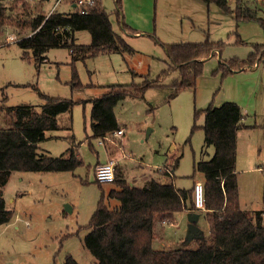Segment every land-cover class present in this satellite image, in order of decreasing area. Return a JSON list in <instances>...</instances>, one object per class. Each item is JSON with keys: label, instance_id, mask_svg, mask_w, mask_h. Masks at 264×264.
<instances>
[{"label": "rangeland", "instance_id": "374dc122", "mask_svg": "<svg viewBox=\"0 0 264 264\" xmlns=\"http://www.w3.org/2000/svg\"><path fill=\"white\" fill-rule=\"evenodd\" d=\"M28 1L34 15L73 10L68 0ZM100 1L113 31L123 37L131 53L99 54L72 65L68 48H53L45 53L43 62H35L30 54L22 57L13 28L7 27L0 37V100L5 96L6 106L30 105L37 111L43 103L39 92L77 101L71 113L56 117L58 129L47 132L38 147L47 155L65 157L68 149L75 147L82 160L72 172L11 173L2 189L12 218L0 225V264H63L67 254L79 264H95L84 246L89 231L86 226L101 190L106 194L114 185L97 184L94 167L112 160L115 174L120 170L123 178L136 185L142 186L145 179L151 178L173 183L179 189L191 188L194 181L202 180V175L194 171V163L207 161L214 153L212 146L205 147L201 128L202 111L209 104L217 107L234 102L241 108L245 127L236 139L239 205L249 211L263 206L264 170L260 167L264 160V61L224 76L214 71L230 59H246L256 45L264 50V0L247 3L263 22H236L215 4L200 0H122V15L117 19L114 0ZM233 4L229 0V5ZM122 22L137 33L125 31ZM75 39L78 44L90 43L87 31H77ZM206 40L224 46L220 53L204 59L195 88H184L173 95L170 84L177 72L157 79L168 62L163 45ZM73 69L84 87L80 90L71 89ZM144 79L158 82L157 86L147 88L143 98L126 97L114 107L124 135L113 133L102 144L91 138V100L108 86L141 84ZM165 170L172 176H162ZM189 214L195 216L194 224L206 237L209 228L204 213L194 210L165 231L156 223L153 246L195 248V239H185L186 226L192 223ZM159 235L172 237L162 240Z\"/></svg>", "mask_w": 264, "mask_h": 264}, {"label": "trees", "instance_id": "16d2710c", "mask_svg": "<svg viewBox=\"0 0 264 264\" xmlns=\"http://www.w3.org/2000/svg\"><path fill=\"white\" fill-rule=\"evenodd\" d=\"M68 1L75 5L76 0ZM200 1L215 4L236 22H263L247 6L248 0H233V7L228 0ZM114 3L117 19H120L121 0H114ZM30 4L28 0H0V37L7 27L13 28L17 37L15 43L23 51V58L30 54L35 62H43L48 50L68 48L73 65L99 54L132 52L123 37L113 31L100 0H93V5L88 6L84 14L74 6L69 13L50 11L34 15ZM122 25L125 31L135 33L124 23ZM23 31L28 32L20 36ZM77 31H87L90 43L78 44L75 39ZM223 46L222 42L208 40L164 44L168 62L157 77L158 81L176 71L177 78L170 84L173 95L184 88H195L204 59L220 53ZM262 49L263 46L256 45L246 59L220 63L214 73L220 71L224 76L259 65L264 61ZM157 83L144 79L141 84L111 85L91 100V138L102 141L120 130L114 114L116 104L126 97L143 98L144 91ZM70 86L72 90L84 88L74 69ZM38 94L43 101L40 111L30 105L6 106L5 96L0 100V225L9 223L12 218L2 191L12 172H72L82 164L75 147L68 149L67 157L63 154L50 156L39 151L38 145L46 133L58 129L56 117L71 113L77 101ZM202 113L204 145L212 146L214 153L209 160L194 163L193 168L202 175L203 213L208 235L194 236L195 248L154 247L156 223L174 224L181 213L199 210L194 205L193 185L189 189H179L173 183L147 178L139 186L128 182L118 170L111 182L114 187L106 194L101 190L96 209L86 226L89 231L84 237V246L95 259V264H264V185L260 210H243L239 205L236 137L238 130L245 127L241 108L234 102H224L217 107L209 104ZM177 164V161L173 164L172 173ZM95 168L93 174L97 182ZM169 172L165 170L162 176H172ZM111 201L113 206H110ZM63 264L79 263L67 254Z\"/></svg>", "mask_w": 264, "mask_h": 264}, {"label": "built area", "instance_id": "2783aa9c", "mask_svg": "<svg viewBox=\"0 0 264 264\" xmlns=\"http://www.w3.org/2000/svg\"><path fill=\"white\" fill-rule=\"evenodd\" d=\"M61 0H57L59 2ZM93 5V0H76L75 7L78 12L81 14L85 13V9L88 6ZM115 136H123L124 130L120 129L114 133ZM105 140H109V136L105 138ZM99 144H102L99 141ZM262 168H264V161L262 163ZM115 177V162L112 160H108L95 168V179L100 184L111 183ZM193 200L194 205L199 210H204V199H203V183L200 180L194 181L193 184Z\"/></svg>", "mask_w": 264, "mask_h": 264}, {"label": "crops", "instance_id": "0c3cea01", "mask_svg": "<svg viewBox=\"0 0 264 264\" xmlns=\"http://www.w3.org/2000/svg\"><path fill=\"white\" fill-rule=\"evenodd\" d=\"M229 1V0H228ZM72 6L74 7V4H72ZM121 6H122V0H121ZM50 12V11H49ZM122 12V11H121ZM122 24H123V22H122ZM123 26V25H122ZM135 33H137V32H135ZM258 66V65H257ZM243 123H244V119H243ZM245 124V123H244ZM244 128V127H243ZM238 132H239V130H238ZM238 132H237V137H238ZM237 137H236V139H237ZM236 147H237V145H236ZM107 160V159H106ZM264 161V160H263ZM263 163V162H262ZM262 167H260V169H261ZM259 169V168H258ZM259 169V170H260ZM262 170H264V168H262ZM186 215V213L184 212V213H181L180 215H179V218H178V220L179 221H181L182 219H183V217ZM157 225H162V229L165 231V229H167L168 227H176L177 226V224H176V222L174 223V224H166V223H163V224H160V223H157ZM165 228V229H164ZM186 228H187V226H186ZM162 231V230H161ZM154 233H155V229H154ZM161 238H163L162 240H164V239H166V240H169V239H171V237L172 236H167V238H165V237H163L162 235H159ZM161 240V241H162ZM161 245H162V243H161Z\"/></svg>", "mask_w": 264, "mask_h": 264}, {"label": "water", "instance_id": "95a60500", "mask_svg": "<svg viewBox=\"0 0 264 264\" xmlns=\"http://www.w3.org/2000/svg\"><path fill=\"white\" fill-rule=\"evenodd\" d=\"M189 217L192 223L187 225V240L201 233L200 229L194 224V221L192 220L195 216L193 214H189Z\"/></svg>", "mask_w": 264, "mask_h": 264}]
</instances>
